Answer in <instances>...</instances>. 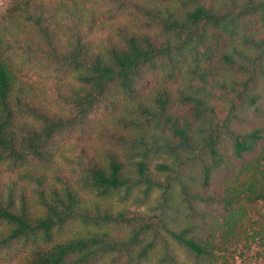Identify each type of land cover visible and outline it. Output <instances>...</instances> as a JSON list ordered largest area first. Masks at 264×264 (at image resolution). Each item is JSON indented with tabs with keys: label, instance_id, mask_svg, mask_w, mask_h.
I'll list each match as a JSON object with an SVG mask.
<instances>
[{
	"label": "trees",
	"instance_id": "obj_1",
	"mask_svg": "<svg viewBox=\"0 0 264 264\" xmlns=\"http://www.w3.org/2000/svg\"><path fill=\"white\" fill-rule=\"evenodd\" d=\"M237 257L264 264V0H0V264Z\"/></svg>",
	"mask_w": 264,
	"mask_h": 264
},
{
	"label": "rangeland",
	"instance_id": "obj_2",
	"mask_svg": "<svg viewBox=\"0 0 264 264\" xmlns=\"http://www.w3.org/2000/svg\"><path fill=\"white\" fill-rule=\"evenodd\" d=\"M244 244L245 243H243L241 246H239L238 248H240V249H244L243 248V246H244ZM258 245H254V246H252V248H253V251H252V253L250 254V256L249 257H252L255 253V251L258 249V247H257ZM245 250V249H244ZM238 255H239V253H238ZM248 260L249 259H245V260H243L242 258H240V257H237V259L235 260L236 262H235V264H247L248 263ZM232 263H234V261H232ZM263 262L261 261V260H254V261H251V264H262Z\"/></svg>",
	"mask_w": 264,
	"mask_h": 264
}]
</instances>
